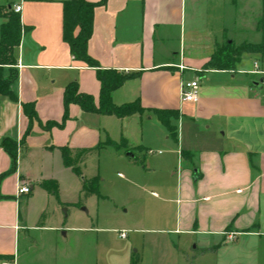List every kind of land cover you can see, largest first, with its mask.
<instances>
[{
  "label": "crops",
  "instance_id": "1",
  "mask_svg": "<svg viewBox=\"0 0 264 264\" xmlns=\"http://www.w3.org/2000/svg\"><path fill=\"white\" fill-rule=\"evenodd\" d=\"M67 1L0 0L5 13L22 7L18 16L25 30L15 65L0 70L13 95L0 92V177L12 168L2 141L19 145L15 171L0 180V264L19 262L22 237L29 245L32 232L66 230L54 224L55 214L69 204L75 188L76 195L83 191L79 165L86 161L77 162V156L98 146L120 149L122 141L130 160L129 186L153 190L141 225L169 238V257L180 251L182 264H264L259 257L264 252V71L256 62L252 70H239L244 75L239 79L235 69L206 68L218 47L239 39L225 40V33L230 26L240 31L235 20L240 4L258 7L264 23V0H108L95 10L88 44L98 68L77 61L63 40ZM0 18L1 42L7 19ZM198 30L205 33L204 52L203 40L192 36ZM98 71L132 76L113 93L115 105L138 101L147 110L176 112L178 142L154 113L120 119L76 104L63 127L45 130L49 123H63L64 93L72 82L98 106ZM255 76L261 88L248 79ZM197 79L198 102H183L182 85ZM25 104H33L40 121L29 134ZM64 149L78 172L65 164ZM151 153L160 157L154 160ZM21 187L30 193L20 194ZM227 234H235L236 241L228 243Z\"/></svg>",
  "mask_w": 264,
  "mask_h": 264
},
{
  "label": "rangeland",
  "instance_id": "2",
  "mask_svg": "<svg viewBox=\"0 0 264 264\" xmlns=\"http://www.w3.org/2000/svg\"><path fill=\"white\" fill-rule=\"evenodd\" d=\"M240 6L242 11L238 18H235L236 21L239 19L240 31L232 30L231 21L227 19L226 14V24L231 29L229 35L225 33V40L233 35L240 36L233 44L234 50L245 44H264V23L258 18L259 8L253 7L251 3ZM196 32L192 36L203 40L201 52H204L205 33L200 30ZM198 51L200 52V49ZM263 57V53L243 55L240 63L235 65L239 79L244 75H239L238 71L252 70L256 62L264 71ZM248 79L252 84L260 81L258 76ZM132 134L136 135V132L133 131ZM149 157L157 160L160 156L151 153ZM140 161L142 162V159L139 155ZM127 163H130V160L122 148L109 147L87 159L84 165H79L82 180L99 178L97 187L100 196L86 198L83 191L76 195L78 189L75 188L68 200L66 199L69 204L59 207L55 214L54 224L59 222L66 230L32 232L29 245L22 237L19 243V262L16 263L182 264L183 253H176V258L167 254V248L172 244L167 236L146 231L147 228L141 225L140 217L144 207L153 202V190L149 187L144 190L142 187L136 189L129 186L130 168ZM80 229L87 230L83 232ZM67 231L69 234L63 237V233ZM122 231L127 233V239L120 237ZM190 246L193 247L194 242ZM259 257L264 262V252L260 253Z\"/></svg>",
  "mask_w": 264,
  "mask_h": 264
},
{
  "label": "trees",
  "instance_id": "3",
  "mask_svg": "<svg viewBox=\"0 0 264 264\" xmlns=\"http://www.w3.org/2000/svg\"><path fill=\"white\" fill-rule=\"evenodd\" d=\"M108 0H101L98 4L89 3L85 0H70L64 3V22H63V40L70 47L71 54L77 61L85 63L89 67L98 68L99 64L96 60L91 58L88 54V44L92 38L94 31V14L98 7L106 6ZM0 17L7 19V22L2 25L1 42H0V70L5 66H14L16 59L14 51L21 45L22 38L25 34L21 20L18 14L8 11L5 13L4 8L0 7ZM262 22V21H261ZM260 30V29H259ZM264 55V44L254 45L245 44L241 48L234 50L233 44L226 43L223 47H218L216 52L212 55L206 65L208 69L233 71L235 65L240 63L241 58L245 54H259ZM1 77V76H0ZM98 78L101 83V90L99 96L98 106L95 104L91 96L79 92L77 82L70 83L64 93L65 115L64 121L61 125L56 123H49L45 126V130H50L53 127H63L64 122L68 119L69 107L72 104L79 105L85 112L96 113L101 115L115 116L123 119L131 117L136 114H143L145 112L154 113L162 125L168 130L170 137L178 142L177 127L173 121L177 120L178 114L173 111L161 110H147L142 108L140 102L125 104L117 106L113 102V93L121 88L124 83L131 79V75L119 73L117 71H98ZM10 83L0 79V92L13 99V95L9 89ZM25 114L30 121V128L28 134L31 132L32 126L35 122L40 123L38 115L33 104L23 105ZM23 142V140H22ZM127 145L126 141H122L119 146L124 148ZM1 147L12 159V168L0 177V180L12 174L17 166L18 157V143L4 139ZM101 147L88 149L80 152V157L77 162L83 163L90 157L98 155ZM63 157L65 164L68 167L74 166V159L69 153L68 149L63 150ZM75 172L78 169L73 168ZM99 178L84 180L83 193L86 198L91 196H100L97 183ZM4 197L0 195V200Z\"/></svg>",
  "mask_w": 264,
  "mask_h": 264
},
{
  "label": "built area",
  "instance_id": "4",
  "mask_svg": "<svg viewBox=\"0 0 264 264\" xmlns=\"http://www.w3.org/2000/svg\"><path fill=\"white\" fill-rule=\"evenodd\" d=\"M22 11V7L20 5H17L13 8V12L15 14H20ZM18 68H21V62H19ZM200 80H194L190 82H186L182 85L181 89V98L183 102H198L200 97ZM31 189L29 187H21L19 189L20 194H29ZM120 237L122 239H127V233L125 231H122L120 233ZM236 235L235 234H227L226 239L228 243H233L236 241ZM1 264H17L16 261L13 262H3Z\"/></svg>",
  "mask_w": 264,
  "mask_h": 264
},
{
  "label": "water",
  "instance_id": "5",
  "mask_svg": "<svg viewBox=\"0 0 264 264\" xmlns=\"http://www.w3.org/2000/svg\"><path fill=\"white\" fill-rule=\"evenodd\" d=\"M253 85H254L255 87H257V88H261V87H262L260 82L254 83Z\"/></svg>",
  "mask_w": 264,
  "mask_h": 264
}]
</instances>
